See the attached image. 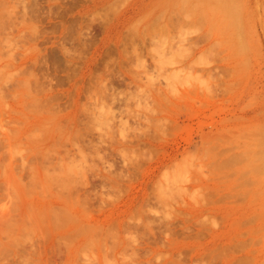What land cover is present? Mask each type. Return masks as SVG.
Listing matches in <instances>:
<instances>
[{"label": "rangeland", "instance_id": "374dc122", "mask_svg": "<svg viewBox=\"0 0 264 264\" xmlns=\"http://www.w3.org/2000/svg\"><path fill=\"white\" fill-rule=\"evenodd\" d=\"M0 264H264V0H0Z\"/></svg>", "mask_w": 264, "mask_h": 264}]
</instances>
